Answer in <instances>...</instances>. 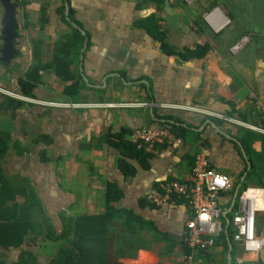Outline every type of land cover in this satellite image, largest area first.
<instances>
[{
  "label": "crops",
  "instance_id": "obj_1",
  "mask_svg": "<svg viewBox=\"0 0 264 264\" xmlns=\"http://www.w3.org/2000/svg\"><path fill=\"white\" fill-rule=\"evenodd\" d=\"M17 2L18 11L31 19L24 22L27 33L39 34L36 26L46 22L48 31L59 22L69 27L57 12L64 5L66 14L71 7L76 16H67V20L84 35L82 44L67 47L71 51L63 59L67 64L63 72L75 75L82 84L76 94H65L68 81H63L53 66L48 69L52 58L42 62L45 67L38 68L36 75L49 74L60 81L64 102H81L70 115L73 122L60 126L57 145L69 147L58 153L66 160L81 155L88 161L85 171L76 173L70 168L72 175L66 174L71 180L77 176V184L86 179L91 197L88 212L104 210L107 183L115 182L122 191L113 204L128 214L116 215L110 221L104 263L188 264L187 249L182 243L185 223L191 215L188 205L167 203L154 207L142 198L166 180H188L200 147L208 165L226 174L233 185L232 192L219 194L225 218L228 213L233 215L240 188L264 189V135L246 126L264 121V0H193L190 4L185 0ZM242 2L244 5H240ZM2 12L0 6V25ZM43 17L46 21L40 23ZM245 33L250 36L245 47L231 52L230 45ZM37 34L32 40L43 47L39 52L42 61L47 42L54 58V50L63 55V46L72 40L63 37L59 42L53 36L37 40ZM163 41L177 51L186 48L192 52L196 45L204 44L209 50L201 56L182 58L165 53ZM16 55L17 52L10 62L16 61ZM163 115L172 116L185 127L182 142L158 145L146 169L137 160L129 159L136 172L125 176L117 165L121 153L101 137L124 131L125 138L130 139L137 127L161 125L158 117ZM62 183L60 189L65 191ZM77 192L74 188L73 193ZM256 235H264V211L257 213ZM53 252L45 259L39 256L40 264H46ZM258 260L264 264V249L246 252L239 242L227 237L226 245L219 240L214 247L195 252L192 263L257 264Z\"/></svg>",
  "mask_w": 264,
  "mask_h": 264
},
{
  "label": "rangeland",
  "instance_id": "obj_2",
  "mask_svg": "<svg viewBox=\"0 0 264 264\" xmlns=\"http://www.w3.org/2000/svg\"><path fill=\"white\" fill-rule=\"evenodd\" d=\"M185 1L190 4L193 0ZM14 2L19 7L17 0ZM242 3L240 5H244V2ZM244 9L245 7L242 10ZM16 17L19 26L15 38V46L18 50V55L13 57L15 62L9 61L5 64L2 62V40L0 39V133L2 132L8 137V149L2 165L4 171L11 175L16 183H19L21 178H27L28 183L36 190L42 204V210L36 218L37 222L30 225L27 245L33 250L35 249L34 251L41 259H45L50 252L55 251L59 246L58 241L52 240L51 237L48 238L47 233H58L59 223L62 221L61 216L66 213H84L91 210L89 206L91 197L87 192L86 179L77 184L76 181H79L77 176V179L73 177L74 180L66 177V174L72 175L69 172L70 168H73L76 173L85 171L88 161L86 158L81 159V155L74 158L71 156L72 159L66 160L65 156H60L58 153L63 152V147L66 151L69 147L66 144L62 148L57 145V134L58 131H61L60 126H64L68 121L73 122L70 115L72 111L74 112L81 106V102H64L60 94V89L63 87L62 83L60 84V81L48 77L49 74L44 76L39 72L36 78L37 84L31 92L33 97L22 94L17 78H26L29 75V67H37L35 64L42 66V62L53 59L52 54L54 52L48 49L47 42L44 45L47 52L43 56V61L39 59V52L43 47H39L41 43H34L32 39L37 33H27L28 26L25 27L24 23L29 22L30 18L18 11V8L16 9ZM72 17L75 19L76 16L72 14ZM251 19L254 21L256 18L252 17ZM22 22L24 23L23 26H21ZM259 22L262 24V21ZM224 24L226 23L224 22ZM46 25L47 22L40 24L39 27L36 26L39 31H37L39 33L36 37L37 40L48 36H53L55 41L63 37L66 40L72 39L71 29L64 22L51 26L52 29L49 30L51 32L47 30ZM0 26V36H2V23ZM39 28H42V31L44 29V32L41 33ZM249 40V34H242L230 45L229 50L231 52L240 51ZM64 46L63 55H60L62 59L65 58V54L71 51L66 44ZM22 55L24 58L21 60ZM50 68L52 66L48 67V69ZM8 98L19 100L20 104L14 108L15 103L9 101ZM57 146L61 148L60 151ZM60 182H64L62 183L63 186L66 185L65 191L60 189ZM74 188L78 190L77 194L73 193ZM16 254L17 250H11L9 259L14 260Z\"/></svg>",
  "mask_w": 264,
  "mask_h": 264
},
{
  "label": "trees",
  "instance_id": "obj_3",
  "mask_svg": "<svg viewBox=\"0 0 264 264\" xmlns=\"http://www.w3.org/2000/svg\"><path fill=\"white\" fill-rule=\"evenodd\" d=\"M57 12L71 29L72 40L70 41L71 43L66 44L67 47L82 44L84 41V35L66 18L67 16L72 15V8L70 7L68 14H66L65 6L61 5L58 7ZM39 20L40 23L46 21L44 17L40 18ZM74 23L79 25L78 22ZM161 48L167 54L177 55L182 58L201 56L209 50L208 44H204L196 45L195 50L192 52L186 48L177 51L165 41H163ZM50 65L53 66L55 73L60 75L63 81H68L69 84L65 86L64 93L69 94V92L74 91V94H76L77 91L82 87V84L79 79L75 78V75L69 72L67 74L63 72L66 70L67 64H65L63 59L60 57L59 51L55 50V55ZM50 65L47 66L51 67ZM40 67L44 68L45 66H32L29 68V75L26 78H18V85L21 88L22 94L24 96L33 97L31 92L37 84L36 71ZM8 100L15 103L13 107H17V105L20 104L19 100H14L11 98H8ZM158 118H160L159 124L169 127L176 136H183L185 127L179 124V120H176L170 115H163ZM171 120L174 122H171ZM125 133L126 132L124 131L118 134L106 133L101 137V140L105 141L107 145L121 153V157H118L117 165L123 170L125 176L130 177L136 172V168L129 161V159L137 160L139 165L146 169L149 167L147 160L153 155L149 152H146L142 145L138 146L137 143L125 138ZM7 139L8 137L1 132L0 264H40V258L39 255L34 251L35 249L33 250L32 247L27 245V235L29 234L31 223L37 222L36 218L42 210V204L39 197L37 196L36 190L28 183L27 178H21L20 182L16 183L13 177L4 171L2 162L8 149ZM158 186L159 184H156L154 188H158ZM244 188L245 187L240 188L239 193ZM121 196L122 191L117 186V184L115 182H110L107 183L105 187L103 198L105 208L102 212L73 213L71 215L66 213L65 215H62V223L59 227L58 233L51 234L48 232L47 236L48 238L51 237V239L55 241L60 239L63 240L64 238H68V240L66 243L60 240L58 248L48 257L46 264H105L106 241L110 228V221L116 217V215L118 217H123L125 214H128V211L122 210L120 208L118 209L113 204L119 200ZM142 201L146 202L144 196ZM169 203L187 204V199L173 196L169 200ZM133 218H135V216H133ZM226 218L229 220L226 228L227 234H225V232L221 233L217 241L218 243L220 240L225 245L227 237L233 241V226L231 224L232 214L228 213ZM182 243L185 246L183 240ZM14 249L17 250V254L14 260H10L9 252ZM257 264H262V262L258 260Z\"/></svg>",
  "mask_w": 264,
  "mask_h": 264
},
{
  "label": "built area",
  "instance_id": "obj_4",
  "mask_svg": "<svg viewBox=\"0 0 264 264\" xmlns=\"http://www.w3.org/2000/svg\"><path fill=\"white\" fill-rule=\"evenodd\" d=\"M249 129L264 135V121L260 125L246 124ZM130 140L143 146L146 152L155 153L158 145H177L182 142L169 127L164 125L140 126L130 133ZM230 178L208 165L204 150L196 152L188 180L172 179L161 182L158 188L144 194L145 201L152 206H162L175 197L187 199L191 215L185 223L183 241L187 253L185 260L192 263L197 251H206L217 244L218 237L227 228V218L219 194L233 190ZM236 208L231 224L233 240L241 244L246 252L264 249V235H256L257 213L264 211V189L248 187L237 195ZM226 223V224H225ZM227 231V230H226Z\"/></svg>",
  "mask_w": 264,
  "mask_h": 264
},
{
  "label": "water",
  "instance_id": "obj_5",
  "mask_svg": "<svg viewBox=\"0 0 264 264\" xmlns=\"http://www.w3.org/2000/svg\"><path fill=\"white\" fill-rule=\"evenodd\" d=\"M0 6L2 7V21L1 28L2 36V61L8 63L10 58L17 52L14 46V39L17 36V28L19 26L16 17L17 4L14 0H0ZM236 196V195H235ZM225 234L227 231L225 230Z\"/></svg>",
  "mask_w": 264,
  "mask_h": 264
}]
</instances>
